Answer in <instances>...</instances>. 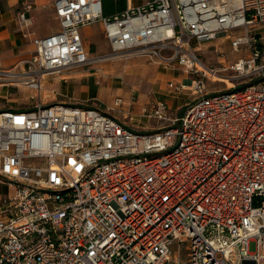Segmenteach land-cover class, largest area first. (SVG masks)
I'll return each instance as SVG.
<instances>
[{
  "label": "built area",
  "instance_id": "1",
  "mask_svg": "<svg viewBox=\"0 0 264 264\" xmlns=\"http://www.w3.org/2000/svg\"><path fill=\"white\" fill-rule=\"evenodd\" d=\"M119 1L105 17L104 0H57L60 31L33 41L20 73L0 71V87L39 93L96 63L82 29L102 23L108 57L173 66L184 77L169 93L193 100L175 116L164 100L142 108L165 124L151 133L110 114L122 97L1 111L0 264H264V0ZM224 41L247 55L206 65L202 45Z\"/></svg>",
  "mask_w": 264,
  "mask_h": 264
},
{
  "label": "crops",
  "instance_id": "2",
  "mask_svg": "<svg viewBox=\"0 0 264 264\" xmlns=\"http://www.w3.org/2000/svg\"><path fill=\"white\" fill-rule=\"evenodd\" d=\"M56 1L57 0H0V71L5 73H20L25 66V62L31 59L35 53L33 41L35 39L48 38L60 31V22L56 16ZM27 7H30V9H27ZM22 14L24 15V20L20 17ZM91 30V27L82 29V36L85 44L87 38L90 36ZM107 44L108 46L105 44L106 48L102 49L106 50L110 48L108 41ZM88 50L92 59H96V62L101 61L99 57L93 58L90 48H88ZM110 51L112 54L111 48ZM139 72L143 77V72ZM166 74L169 77V80L165 84L167 85V89L169 82H180L184 77L182 73L175 70V68L173 71ZM92 76L93 74H86V72H73L72 74L65 75L61 73L56 75V79L53 82H48L47 79L39 93L31 89L29 90L32 92V98L37 99V102L41 101L44 105L51 103H64L86 107V104L90 101H97L100 102V104H104L102 100L111 103L113 100L120 97H122V99L123 97H129L130 99L131 96L129 93L125 92L121 87L114 86V84V88L111 87L109 90L100 88V82L91 79ZM135 89L137 90V88ZM158 90L162 91L164 90V87L161 86ZM45 92L51 93V96H49L50 101H43ZM139 98L141 102L144 100L142 103L143 106L139 108L140 110L134 113L132 107H130L128 111H130L135 117L139 116L143 119L147 118L141 116L142 108L151 109L154 104L161 100H164L165 102L168 101L172 112H175L176 114H178L179 111L180 114L182 108L185 106L177 107L175 109L171 104L173 101L168 100L169 97L168 99H163L157 97V93L152 94V102L148 100V97L146 96H144L142 100L141 95ZM95 105L96 104L94 103V106ZM152 120L155 119L149 120L150 122L140 120L136 125L132 124V122L125 123V121H119L129 129L138 132L155 131L165 125L158 120H155L152 124ZM5 187L6 185L0 180V201L10 193V189L5 191Z\"/></svg>",
  "mask_w": 264,
  "mask_h": 264
},
{
  "label": "rangeland",
  "instance_id": "3",
  "mask_svg": "<svg viewBox=\"0 0 264 264\" xmlns=\"http://www.w3.org/2000/svg\"><path fill=\"white\" fill-rule=\"evenodd\" d=\"M138 2H148L153 0H136ZM91 27L90 36L87 38L86 44L88 48H90L91 54L93 58H100L101 61H97L96 63L86 67L85 69H73L70 71H64L63 74H72L77 72H86V74H93L91 79L99 81V87L108 89L114 88V86L121 87L125 92L130 94V99L124 98V105L121 108L122 110H113L110 111V114L116 117L120 121H125V123L132 122V124L136 125L140 120L144 122H148V119H143L141 117H136L135 121H131L127 118V113L130 107H132V111L136 113L139 108L143 106V97H148V100L151 101V96L154 93H157V97L168 99L171 102L172 106L176 109L177 107L184 106L187 103L192 102V97L190 95H181L178 97L176 94H169L166 82L169 80V77L166 73H170L174 70L173 66L166 68L165 65L161 64L159 61H154L148 59L144 56L140 55H119L117 57H108L111 54L110 48H106L107 40L105 38V34H103V25L102 23H97L93 26H88L85 28ZM83 28V29H85ZM104 44V45H102ZM106 44V45H105ZM218 47L219 51L216 52L215 48ZM201 55L202 61L210 66L211 64L218 65L219 63H235L240 60V58L247 55L246 51L242 49L240 52L233 51L230 41H224V43L217 44H209L202 45L201 51L199 53ZM220 58H224L225 61H221ZM142 71L144 76H141ZM55 76L49 77L48 82H53L56 78ZM144 78V79H142ZM157 82V83H156ZM114 84V86H113ZM208 89L211 92L218 90H225L231 86V84H235L237 88L244 86V80L238 81H229L223 83H207ZM241 85V86H240ZM163 86L164 90L159 91L158 89ZM166 86V87H165ZM159 87V88H157ZM137 88V90L135 89ZM135 89V90H134ZM159 93V94H158ZM140 95L141 100L140 101ZM51 93H44V102L50 101ZM171 97V98H170ZM49 98V99H48ZM147 99V98H146ZM171 99V100H170ZM37 99L32 98L31 90L27 88H23L20 86H12L8 87H0V112L8 111V110H27L33 108L38 102ZM104 102L103 108L106 109L108 107H112L114 100L111 103ZM132 102V104H131ZM139 102V103H138ZM152 102V101H151ZM95 104H100L97 101H90L86 104V107H94ZM52 104V103H51ZM130 104V105H129ZM151 104V103H150ZM149 106V105H148ZM147 106V107H148ZM174 109V111H175ZM182 111V110H181ZM180 112V111H179ZM178 112V114H179ZM172 115H176L175 112H172ZM155 120H152V124ZM150 122V121H149ZM156 131V130H155ZM153 132V131H151ZM151 132H141V133H151ZM5 191L9 190L6 186ZM185 246H182V249L185 250ZM251 252H255L256 248L254 245L250 246ZM186 256V250L184 252V257Z\"/></svg>",
  "mask_w": 264,
  "mask_h": 264
},
{
  "label": "trees",
  "instance_id": "4",
  "mask_svg": "<svg viewBox=\"0 0 264 264\" xmlns=\"http://www.w3.org/2000/svg\"><path fill=\"white\" fill-rule=\"evenodd\" d=\"M126 8L125 1L104 0V15L105 17L115 16L122 13Z\"/></svg>",
  "mask_w": 264,
  "mask_h": 264
},
{
  "label": "bare ground",
  "instance_id": "5",
  "mask_svg": "<svg viewBox=\"0 0 264 264\" xmlns=\"http://www.w3.org/2000/svg\"><path fill=\"white\" fill-rule=\"evenodd\" d=\"M59 75V74H58ZM23 87V86H22ZM24 88V87H23Z\"/></svg>",
  "mask_w": 264,
  "mask_h": 264
}]
</instances>
